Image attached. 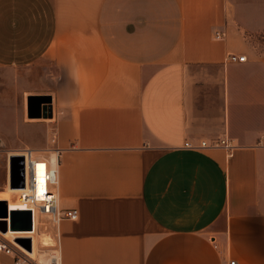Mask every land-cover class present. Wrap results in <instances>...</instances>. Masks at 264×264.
<instances>
[{"label": "crops", "instance_id": "crops-1", "mask_svg": "<svg viewBox=\"0 0 264 264\" xmlns=\"http://www.w3.org/2000/svg\"><path fill=\"white\" fill-rule=\"evenodd\" d=\"M25 148L79 211L61 264H264V0H0V154Z\"/></svg>", "mask_w": 264, "mask_h": 264}, {"label": "built area", "instance_id": "built-area-1", "mask_svg": "<svg viewBox=\"0 0 264 264\" xmlns=\"http://www.w3.org/2000/svg\"><path fill=\"white\" fill-rule=\"evenodd\" d=\"M224 35L225 32L223 31L218 30L215 32L216 39H221ZM227 61L245 62L247 61V56L231 53L227 56ZM185 146L190 148L220 147L228 152V156H232L234 150L237 148V145L230 138H222L213 143L202 140L197 146L187 141ZM15 155L24 158V186L20 183V176L16 175L15 180L19 183L16 187H13L18 191L13 199L16 202V206L11 207L9 201L5 200L8 204V213L10 214L12 210H27L32 214V230H15L37 233L42 229L47 230L49 228L48 226L51 225V231L55 233L60 252V235L58 232L60 222L66 218L77 220L79 218V211L76 208L65 210L60 207L57 161L54 163L53 160L38 156L30 148L22 149ZM7 186L12 187L9 172L7 174ZM1 208L2 206L0 205V209ZM3 219L8 223V230L11 229L10 216ZM3 234L4 233L0 231V251H5L14 255L16 257V264H40L36 258L30 256L24 249V246L16 242L17 238H29L28 236H19L9 240L8 238H3ZM31 240L33 245V237H31ZM51 264H61V257L59 258L56 255L52 256ZM229 264H238V261L232 259L229 261Z\"/></svg>", "mask_w": 264, "mask_h": 264}, {"label": "water", "instance_id": "water-1", "mask_svg": "<svg viewBox=\"0 0 264 264\" xmlns=\"http://www.w3.org/2000/svg\"><path fill=\"white\" fill-rule=\"evenodd\" d=\"M52 97L50 95L30 96L28 98V116L30 118L51 117L52 116ZM9 173L11 176V186L16 187L18 181L16 175L20 176V183L24 186V158L19 155H11L8 160ZM0 231H8V223L3 218L10 216L11 229L32 230V214L30 211L12 210L8 213V204L5 200H0ZM16 242L24 246L27 250H32V240L30 238L19 237Z\"/></svg>", "mask_w": 264, "mask_h": 264}, {"label": "rangeland", "instance_id": "rangeland-1", "mask_svg": "<svg viewBox=\"0 0 264 264\" xmlns=\"http://www.w3.org/2000/svg\"><path fill=\"white\" fill-rule=\"evenodd\" d=\"M7 156L4 154H0V195L3 196V194L7 191V174L9 172V166L8 162L6 161ZM13 198L12 200L14 199ZM13 202V201H12ZM13 206H16V202H13ZM49 228L47 230H40L36 233V237L38 240V251L39 255L37 256V261L40 264H51V257L52 256H58L60 258V252H59V246L57 244V239L55 236V233L51 231V225L48 226ZM42 237H46L48 245L42 244ZM10 240V239H9ZM50 261V262H48Z\"/></svg>", "mask_w": 264, "mask_h": 264}, {"label": "bare ground", "instance_id": "bare-ground-1", "mask_svg": "<svg viewBox=\"0 0 264 264\" xmlns=\"http://www.w3.org/2000/svg\"><path fill=\"white\" fill-rule=\"evenodd\" d=\"M53 162L56 163V159L53 158ZM7 191L2 195H0V200H8L9 201V204L11 207H14L13 206V202L14 200H12L13 198V195H15L18 191L17 189H14L13 187H7ZM13 201V202H12ZM19 236H28L30 239L31 237H33V248L31 251L27 250L25 247L24 249L30 254V256L34 257V258H37V256L39 255V251H38V240L37 237H36V232H23V231H16V230H13V229H9L6 233H4L2 235L3 238H8L10 240H12L13 238L15 237H19ZM42 244L43 245H48V242H47V239L46 237H42ZM37 260V259H36ZM51 261V260H50ZM48 261V262H50Z\"/></svg>", "mask_w": 264, "mask_h": 264}]
</instances>
